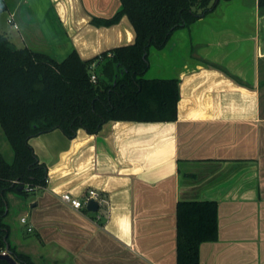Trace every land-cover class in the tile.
Masks as SVG:
<instances>
[{
    "label": "crops",
    "instance_id": "1",
    "mask_svg": "<svg viewBox=\"0 0 264 264\" xmlns=\"http://www.w3.org/2000/svg\"><path fill=\"white\" fill-rule=\"evenodd\" d=\"M5 1L19 26L11 40L59 60L135 41L127 15L109 26L91 22L114 14L120 0ZM148 61L145 78L178 80L175 118L110 120L101 135L78 128L70 140L61 128L30 137L47 182L6 190L7 250L44 264H177L178 204L194 201L215 203L217 213V236L199 244L197 264H264L259 0H219L162 48L151 46ZM1 151L13 159V148ZM91 188L105 194L97 212L60 198Z\"/></svg>",
    "mask_w": 264,
    "mask_h": 264
},
{
    "label": "trees",
    "instance_id": "2",
    "mask_svg": "<svg viewBox=\"0 0 264 264\" xmlns=\"http://www.w3.org/2000/svg\"><path fill=\"white\" fill-rule=\"evenodd\" d=\"M120 1L114 14L93 16L91 22L109 26L127 15L136 32L135 41L89 59L74 49L59 60L47 51L18 46L0 30V125L14 150L8 161L0 149V253L8 245V226L3 220L6 190L27 193L25 184L44 186L47 182V167L37 159L30 137L58 127L72 137L80 127L98 132L110 120L176 116L178 80L144 77L149 48H162L175 29L189 26L219 0ZM259 7L263 12L264 0H259ZM7 8V2L0 0V13ZM93 73L96 81L91 80ZM216 236L215 203L179 202L177 264H197L199 244ZM10 251L16 263L0 258V264H44Z\"/></svg>",
    "mask_w": 264,
    "mask_h": 264
},
{
    "label": "built area",
    "instance_id": "3",
    "mask_svg": "<svg viewBox=\"0 0 264 264\" xmlns=\"http://www.w3.org/2000/svg\"><path fill=\"white\" fill-rule=\"evenodd\" d=\"M8 22L13 23L15 28H18V24L15 21V15L14 13H10L8 16ZM91 80L96 81L97 77L96 74L93 73L91 75ZM36 187H41L40 185L32 186L30 184H25V189L27 191H33ZM60 198L62 201L68 203L70 206H72L75 209H83L87 206V204L90 202V200L95 199L99 205L101 206L103 202L106 200L105 194H103L101 191L97 189H88L83 193L81 196H74L72 193L65 191L60 194ZM21 220L25 223H27V218L25 216L21 217ZM32 226L28 225V230H31ZM2 253H6V250H3Z\"/></svg>",
    "mask_w": 264,
    "mask_h": 264
},
{
    "label": "rangeland",
    "instance_id": "4",
    "mask_svg": "<svg viewBox=\"0 0 264 264\" xmlns=\"http://www.w3.org/2000/svg\"><path fill=\"white\" fill-rule=\"evenodd\" d=\"M8 11L4 10L0 13V30L7 32L9 35H14L17 32V28H15L13 23L8 22ZM12 31V33H11ZM17 44L19 46L23 45V41L20 39H16ZM0 148L4 151L5 155H8V151H12V146L8 139L6 138L4 131L0 125Z\"/></svg>",
    "mask_w": 264,
    "mask_h": 264
},
{
    "label": "water",
    "instance_id": "5",
    "mask_svg": "<svg viewBox=\"0 0 264 264\" xmlns=\"http://www.w3.org/2000/svg\"><path fill=\"white\" fill-rule=\"evenodd\" d=\"M104 127V125L102 126V128ZM80 130H85L86 132H88L84 127H80L79 128ZM57 130H60L61 129L58 127ZM100 133V135L102 134L101 132V129L98 131ZM67 139L70 140V137L67 136ZM31 142V140L29 139V143ZM41 163H43L42 161H40ZM48 164V163H47ZM20 190L22 189V187L19 188ZM87 210L89 211H94V212H97L99 209H100V205L99 203L95 200V199H92L90 200V202L87 204L86 206ZM0 258H3V259H7L8 261L12 262V263H16V258L13 256V254L11 253L10 250H6V253H0Z\"/></svg>",
    "mask_w": 264,
    "mask_h": 264
}]
</instances>
